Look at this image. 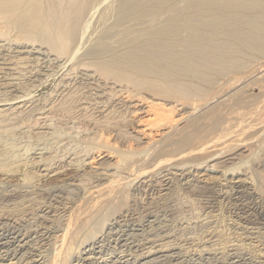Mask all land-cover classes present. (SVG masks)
I'll use <instances>...</instances> for the list:
<instances>
[{
	"label": "rangeland",
	"instance_id": "obj_1",
	"mask_svg": "<svg viewBox=\"0 0 264 264\" xmlns=\"http://www.w3.org/2000/svg\"><path fill=\"white\" fill-rule=\"evenodd\" d=\"M24 1L6 25L18 50L65 54L0 90V264H43L70 214L99 239L72 264H264V0H79L62 53L51 24L71 0L57 15ZM87 68L122 92L99 98ZM149 101L191 113L184 133L208 151L136 177L152 150L134 111Z\"/></svg>",
	"mask_w": 264,
	"mask_h": 264
},
{
	"label": "bare ground",
	"instance_id": "obj_2",
	"mask_svg": "<svg viewBox=\"0 0 264 264\" xmlns=\"http://www.w3.org/2000/svg\"><path fill=\"white\" fill-rule=\"evenodd\" d=\"M21 1L24 0H0V90H8L10 91V93L16 91L15 90V85L13 82L11 81H15L17 79L16 76H19L20 74L22 75L21 71H23V69L25 70V68H27V65L30 64L33 61V58L36 59V56H45L46 58H50L52 57L53 59H55L56 61L62 59V56L65 54V50L64 49V43L68 42V29L67 27L73 24L72 21H75L76 19H80V17L82 16L81 13H78L76 11V14L74 12V8L77 4V1L79 2V0H69L70 4H69V8L68 9V13L65 10L63 12V16H58L57 13H62L60 11H62V2L61 0H53L54 3H51V6L48 4V6L51 7V12L53 14L56 13L57 16H54V22L53 25L50 29L51 34L50 36H53V38H51L50 36V42L52 39L60 41L61 47L63 46V48L60 50L62 52H64V54H59L56 53V51H53V49H50L48 47L45 46H41V45H37L38 49L33 48V50L31 51H23L20 52L19 50L22 49H28L29 45L18 42V40L14 37L9 38V34L8 33V29L6 27L7 23L12 20V18L15 17L14 13L16 10V7H18V5H20ZM52 0H50L51 2ZM88 1V0H87ZM25 2V1H24ZM23 2V3H24ZM22 4V3H21ZM26 4V3H25ZM29 4V3H28ZM78 5V4H77ZM25 6V5H24ZM31 7V6H30ZM33 7V6H32ZM32 7H31V11H32ZM58 7H61L60 11L58 10ZM23 8V7H21ZM37 7H34L33 10H37L35 9ZM41 8V7H40ZM81 8V7H80ZM24 9V8H23ZM39 9V6H38ZM57 9V10H56ZM76 9V8H75ZM29 10V9H28ZM27 10V11H28ZM49 11V7L47 9ZM79 10V9H78ZM81 10V9H80ZM32 11V12H34ZM19 12V10L17 11ZM16 12V13H17ZM41 11H39L40 13ZM36 13V12H35ZM48 13V12H47ZM50 13V12H49ZM51 13V14H52ZM24 14V13H23ZM28 14V13H26ZM24 14V15H26ZM67 14V15H66ZM19 15V14H18ZM34 15V14H32ZM31 15V16H32ZM37 15V14H35ZM20 16V15H19ZM49 16V15H48ZM51 16V15H50ZM49 16V17H50ZM53 16V15H52ZM51 16V17H52ZM26 17V16H25ZM34 17V16H32ZM27 18V17H26ZM30 21L31 17H29ZM23 19V18H22ZM36 19L37 16H36ZM78 19V21H79ZM15 20V19H13ZM25 20V19H23ZM28 20V19H27ZM16 21V20H15ZM26 21V20H25ZM36 21V20H35ZM19 22V21H18ZM22 22V20H21ZM7 25L9 27H11V25ZM36 23H34L35 26ZM28 25V24H26ZM30 25V24H29ZM28 25V26H29ZM75 25V24H74ZM21 26V25H20ZM27 26V27H28ZM33 26V25H32ZM26 27V28H27ZM46 27V26H45ZM43 27V28H45ZM71 27L70 26V31H71ZM77 27V26H76ZM25 28V29H26ZM29 28V27H28ZM33 28V27H32ZM31 28V30H32ZM49 28V27H47ZM46 28V30H48ZM36 29V28H34ZM74 29V28H73ZM14 30V28H13ZM22 30V29H21ZM43 30V29H42ZM45 30V31H46ZM11 31V30H10ZM16 31V30H15ZM49 31V30H48ZM47 31V33H48ZM74 31V30H73ZM17 33V32H16ZM31 33V32H30ZM25 34V33H23ZM46 34V33H44ZM74 34V33H73ZM16 35V34H15ZM47 35V34H46ZM18 36V35H17ZM23 36V35H22ZM26 36V35H25ZM71 36V34H70ZM79 36V35H78ZM72 37V36H71ZM70 37V38H71ZM75 37V36H74ZM23 38V37H22ZM47 38V36H46ZM73 38V37H72ZM19 40L21 38H18ZM22 40V39H21ZM53 40V41H54ZM72 40V39H71ZM32 41V40H31ZM44 41V40H43ZM8 42V43H6ZM9 42H12L10 45ZM42 42V41H41ZM48 42V41H47ZM49 42V44H50ZM28 43V42H27ZM33 43V42H32ZM56 43V42H55ZM70 43V41L68 42ZM10 45V46H9ZM68 45V44H67ZM9 46V47H7ZM16 46V47H14ZM28 46V47H27ZM58 46V45H57ZM56 46V47H57ZM52 47V46H51ZM66 47V46H65ZM19 49V50H18ZM56 49V48H55ZM58 49V48H57ZM68 50V49H67ZM66 50V51H67ZM68 53V52H67ZM70 53V51H69ZM62 55V56H61ZM32 58V59H31ZM42 58V57H41ZM72 58V57H71ZM44 60V58H43ZM54 60V62H55ZM39 61V60H37ZM41 61V60H40ZM46 62V61H45ZM53 62V63H54ZM46 65V64H45ZM61 65V64H60ZM85 66V65H84ZM88 66V65H87ZM45 67V66H44ZM43 67V68H44ZM27 70V69H26ZM86 72L82 73L81 79L85 80L86 82L88 81L92 86H95V91L96 93H98V97L102 98L106 95L107 91L110 90H115L116 88H119L118 92H122L120 90V88L122 86L116 85L115 83L112 82H108L107 80H103V78H101L102 76L98 73V72H94L91 74V72L93 70H91L90 68L88 69H83ZM99 70V69H98ZM103 71V70H102ZM101 72V71H100ZM26 73V72H25ZM24 74V72H23ZM27 77V76H26ZM40 78V77H39ZM23 79V78H22ZM36 79V78H35ZM19 80V79H18ZM140 80V79H139ZM145 80V79H144ZM112 81V80H111ZM143 81V80H142ZM147 81V80H146ZM146 81H143L144 83ZM149 81V80H148ZM23 82V81H22ZM138 82V81H137ZM136 82V83H137ZM134 83V82H133ZM147 83H145L144 85H146ZM23 85V84H22ZM143 85V86H144ZM33 86V85H32ZM126 86V85H125ZM124 86V87H125ZM140 88V87H139ZM159 88V87H158ZM124 89V88H123ZM149 89V88H148ZM169 89V88H168ZM126 90V89H125ZM152 90V89H151ZM156 90V89H155ZM5 91V92H6ZM148 91V90H147ZM160 91V90H159ZM116 92V91H115ZM117 92V93H118ZM127 92V91H124ZM155 92V91H154ZM167 92V94H169V91L165 90V93ZM9 93V92H8ZM119 93V94H120ZM131 93V92H130ZM129 93V94H130ZM162 93V92H161ZM118 94V95H119ZM132 94V93H131ZM130 94V95H131ZM123 95V94H122ZM126 95V94H124ZM128 95V97L130 96ZM150 95V94H149ZM171 95V94H170ZM173 95V94H172ZM132 96V95H131ZM140 96V95H139ZM16 97V96H15ZM19 97V96H18ZM96 97V96H95ZM127 97V96H126ZM133 98V97H132ZM136 98V97H135ZM93 99V98H92ZM123 99V98H122ZM125 99V98H124ZM143 99V98H142ZM158 99V98H157ZM156 99V100H157ZM165 99V98H164ZM133 100V99H132ZM163 100V99H162ZM1 103V102H0ZM142 103V101H141ZM145 106H143L140 110H135L134 111V115H138L140 114L139 112H141L143 114V116L139 119V118H135L137 120V126L139 127L138 129V136H135L136 141L144 146V145H151V150H152V154L151 157L149 156V161L144 160L142 163V166L140 164V168L138 170H135V176L139 177V176H145L146 174H152L153 172L155 173L156 171H161L164 169H168L169 166L174 165L175 163H177L178 160H190L193 158H196L197 156L199 157V155L201 153H204L206 151H208L209 147L207 142L200 144V145H196V147L194 146L193 148H191V144L193 143V135L189 134V133H184L185 130H187V126H186V121L188 120V118L191 117V113H184L183 109H180L181 113L177 114L175 112L176 110V106L172 107V106H168L160 101H149L144 103ZM138 105V104H137ZM182 105V104H181ZM180 105V106H181ZM178 106V105H177ZM184 106V105H182ZM24 107V106H23ZM135 107V106H134ZM184 108V107H183ZM54 110V109H53ZM195 110V109H192ZM222 110V109H221ZM179 111V110H178ZM198 111V110H197ZM131 112V111H130ZM192 112V111H190ZM195 112V111H194ZM138 113V114H137ZM16 114V113H15ZM193 114V113H192ZM18 116V115H17ZM16 117V116H15ZM14 118V117H13ZM10 121V119H8ZM7 121V120H6ZM1 123V122H0ZM40 124V123H39ZM190 125V124H189ZM198 125V124H197ZM245 125V124H244ZM194 127V126H193ZM240 127V126H239ZM242 127V126H241ZM240 127V128H241ZM211 128V127H210ZM235 128V127H234ZM237 128V127H236ZM252 129V127H250ZM247 129V128H246ZM249 129V128H248ZM245 130V129H244ZM250 130V129H249ZM189 132V131H188ZM233 133V131H230ZM240 133V132H239ZM230 134V133H229ZM234 134V133H233ZM238 134V132H237ZM227 135V134H226ZM231 135V134H230ZM229 135V136H230ZM240 135V134H238ZM244 135V134H243ZM221 136V135H220ZM228 136V135H227ZM225 136V138L227 137ZM132 137V136H131ZM218 138V137H217ZM224 138V137H222ZM216 139V138H215ZM227 139V138H226ZM106 140V139H105ZM221 140V139H220ZM220 140H215L217 142H215L216 144L220 143ZM224 139L221 140V143ZM226 141V140H225ZM214 143V144H215ZM138 144V145H139ZM191 145V146H190ZM188 146H190V149L188 148ZM220 146V145H219ZM187 147V149H185ZM100 153V152H99ZM110 157V156H109ZM92 161H95V159L93 158ZM186 162V161H185ZM119 163V162H117ZM141 163V162H140ZM179 163V162H178ZM177 163V164H178ZM184 163V162H183ZM118 165V164H117ZM133 165V164H132ZM128 166V165H127ZM167 167V168H166ZM67 168V167H66ZM124 168V167H123ZM122 169V168H121ZM123 170V169H122ZM121 170V171H122ZM159 182V181H158ZM121 183V182H120ZM165 181H161L159 183V189H162L164 186H166V184H164ZM115 184V183H114ZM107 186H111L110 184ZM113 186V185H112ZM99 189V188H98ZM110 189V188H109ZM108 190V189H106ZM111 190V189H110ZM109 190V191H110ZM153 190V189H152ZM163 190V189H162ZM159 191V190H158ZM161 191V190H160ZM152 193V192H151ZM102 197V196H100ZM95 205V203H94ZM79 211V210H78ZM72 212V211H71ZM74 212V211H73ZM80 212V211H79ZM78 212V213H79ZM88 212V211H87ZM81 213V212H80ZM69 214V213H68ZM75 214V213H73ZM72 214V215H73ZM62 215V214H61ZM65 215V214H64ZM86 216V215H85ZM68 220H66V224L63 226L62 230H59L62 232V234L60 236H55V238L53 239V245L50 247V249L47 251L48 254L47 255H43L41 260H44L43 264H72V260L79 256L80 254H82L81 252V247L84 244H87L89 242V240H92V246L95 247L96 244H99V239H98V234H93L92 236H89L88 238H85L84 240L80 239L78 236V229L81 228V225L83 224L82 218L83 215L82 214H77L76 216H68ZM84 227V225H83ZM87 227V226H86ZM61 229V228H60ZM81 231V230H80ZM99 231H103V230H99ZM84 232V231H83ZM50 232L47 231V234L43 236V234H41V231L38 233L39 238L38 241L39 244H42L41 247H39L40 245H38V247L40 249L45 248V246L47 245L44 242H47L46 240L49 239L50 235L48 238H46V236L49 234ZM100 233V232H97ZM54 237V236H53ZM46 238V239H45ZM77 238H79L78 240H76ZM112 238V237H111ZM197 239V238H196ZM106 240H104L105 242ZM109 242V241H108ZM44 243V244H43ZM109 244V243H108ZM170 244V243H169ZM170 246V245H168ZM252 246V245H251ZM105 247V246H104ZM172 248V246H170ZM169 248V247H168ZM174 248V247H173ZM103 249V247H102ZM167 249V248H166ZM113 250V249H112ZM123 250V249H122ZM188 250V249H187ZM106 251V250H105ZM115 251V250H114ZM127 251V250H126ZM132 251V250H131ZM200 251V250H199ZM205 251V250H204ZM125 251H121L120 253H124ZM152 252V251H151ZM198 252V251H197ZM206 252V251H205ZM208 252V251H207ZM187 253V252H186ZM241 253V252H239ZM243 253V252H242ZM241 253V254H242ZM115 254V253H114ZM125 254V253H124ZM237 254V253H236ZM247 254V253H246ZM41 255V254H40ZM130 255V254H129ZM229 255V254H228ZM81 256V255H80ZM126 256V254H125ZM239 257V255H237ZM259 256V255H258ZM41 257V256H40ZM244 257V256H243ZM82 257H79V263L82 261L81 260ZM83 259V258H82ZM237 259V258H236ZM235 259V260H236ZM240 259V257H239ZM245 260V259H244ZM238 261V260H237ZM246 261V260H245ZM243 262V261H242ZM34 264H38L39 261H34L32 262ZM233 263V262H232Z\"/></svg>",
	"mask_w": 264,
	"mask_h": 264
}]
</instances>
